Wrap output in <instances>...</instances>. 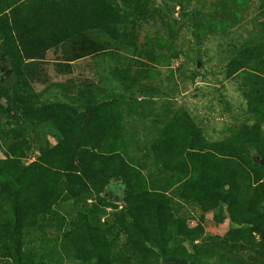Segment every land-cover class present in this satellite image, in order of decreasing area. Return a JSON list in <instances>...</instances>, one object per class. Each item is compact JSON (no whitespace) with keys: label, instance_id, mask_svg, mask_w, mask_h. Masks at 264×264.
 I'll list each match as a JSON object with an SVG mask.
<instances>
[{"label":"trees","instance_id":"16d2710c","mask_svg":"<svg viewBox=\"0 0 264 264\" xmlns=\"http://www.w3.org/2000/svg\"><path fill=\"white\" fill-rule=\"evenodd\" d=\"M136 3L0 0V50L11 59L13 74L39 84L43 70L48 75L42 56L48 59L59 46L94 32L118 40L119 27L125 25L118 9L135 11ZM257 16L263 41L264 0H259ZM255 60L254 65H238L232 74L243 78V95L258 122L221 142L207 141L188 113L175 111L156 123L149 145L139 150L126 143L118 101L83 110L20 101L24 122L37 129L39 143L29 164L23 162L29 151L25 142L10 145L0 159V255L15 258L16 264H149L154 248H166L168 240L193 244L203 235L202 227L179 216L180 200L205 212L227 208L232 222L252 226L260 238L251 243L253 259L264 264V60L261 55ZM51 123L60 135L56 145L43 138L42 126ZM251 150L257 154L255 163ZM131 151L143 154L135 162ZM157 172L170 175L169 185L155 181ZM112 180L126 186L128 206L111 223L101 222L96 204ZM92 198L97 203L88 211L83 207ZM236 240L228 234L213 248L226 252ZM213 248L201 251L213 253ZM177 249L181 255L164 253L160 264H199L182 245ZM224 256L220 264L233 261Z\"/></svg>","mask_w":264,"mask_h":264},{"label":"rangeland","instance_id":"374dc122","mask_svg":"<svg viewBox=\"0 0 264 264\" xmlns=\"http://www.w3.org/2000/svg\"><path fill=\"white\" fill-rule=\"evenodd\" d=\"M135 1V11L118 9L125 17L118 40L94 32L74 44L59 46L48 59L42 56L41 66H47L48 75L43 70L39 84L25 83L24 78L13 74L11 59L0 50V159L8 155L10 145L23 142L29 146L23 162L29 164L37 156L39 137L37 129L28 128L24 122L20 103L24 98L35 107L62 104L77 110L118 101L126 143L139 150L149 145L156 123L175 111L188 113L209 142L225 141L258 122L243 95V78L232 71L241 64L254 65L259 55L264 60V40L258 29L259 0ZM42 131L51 145L60 140L52 123L43 125ZM262 131L264 134V124ZM142 154L131 151L129 158L136 162ZM249 156L255 163L256 152L251 150ZM154 175L156 182L169 185V174ZM147 177L153 178L150 174ZM151 184L149 181L153 189ZM128 196L123 182L110 181L96 204L97 213L103 215L100 221L111 223L123 215ZM94 199L83 208L91 211L89 206L97 203ZM178 201L179 216L192 227H202L203 235L193 244L168 240L166 248H154L149 264H160L164 253L181 255L177 249L181 245L199 264H220L222 255L233 259L225 264H263L253 259L250 246L260 238L252 226L232 222L227 208L205 212ZM228 234L239 241L230 242L226 252L213 248ZM31 243L37 246V242ZM206 247L214 252L201 251ZM9 257L0 255V264H16V259Z\"/></svg>","mask_w":264,"mask_h":264}]
</instances>
